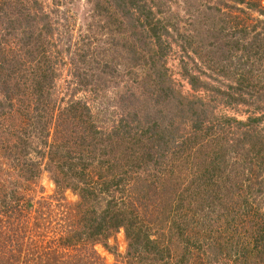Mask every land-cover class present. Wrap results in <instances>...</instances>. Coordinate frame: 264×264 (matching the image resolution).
<instances>
[{
    "label": "rangeland",
    "instance_id": "obj_1",
    "mask_svg": "<svg viewBox=\"0 0 264 264\" xmlns=\"http://www.w3.org/2000/svg\"><path fill=\"white\" fill-rule=\"evenodd\" d=\"M9 1L17 9L5 8L4 22L24 16L19 29L41 31L43 49L27 44L23 55L43 62L27 63L20 74L29 79L37 68L52 86L41 116L32 107L20 116L13 101L5 113L12 118L0 117V264H170L185 246L176 226H186L191 213H168L180 193L188 208L208 213L206 225L224 228L229 244L249 245L252 224L264 222V57L248 73L232 65L245 62L240 49L221 61L203 48L235 40L242 28L243 42L264 40V0ZM1 44L0 56L14 62L16 44ZM217 64L229 67L222 72ZM17 77L0 81V99L4 86L21 85ZM71 101L87 107L89 132L58 114ZM249 116L256 119L247 123ZM74 135L85 144L75 146ZM64 160L72 168L60 170ZM117 178L119 185L102 190ZM108 201L125 220L134 206L141 231L128 229V237L122 225L97 240L85 237L89 217H100ZM75 236L83 240L72 242ZM200 250L210 258L208 245Z\"/></svg>",
    "mask_w": 264,
    "mask_h": 264
},
{
    "label": "trees",
    "instance_id": "obj_2",
    "mask_svg": "<svg viewBox=\"0 0 264 264\" xmlns=\"http://www.w3.org/2000/svg\"><path fill=\"white\" fill-rule=\"evenodd\" d=\"M131 3H134L133 1ZM134 6L136 9L138 8V5L134 3ZM5 8H15L17 9V3H13L12 1L9 0H0V14L6 13ZM23 8V6H22ZM146 14H150V10L146 11ZM5 15V14H4ZM6 21L4 22L3 17L0 18L6 24V29L4 32L5 34L0 35V41L1 39H4L5 42H14L16 46L14 48H10L11 50V55L15 58L14 62L12 60L3 58L0 56V81H4L7 78L12 77L13 75L18 76L17 78H22L23 82L19 83V81L13 82V84L6 85L4 86V94H3V99H0V117H10L12 118L13 115L7 116L5 115L7 109H13V104L14 102L17 103L18 110L17 112L19 113L20 116H26L29 113V108L32 107L35 111V115H42L45 113L47 108V105L49 104L50 101H48V98L50 96V88L52 86L51 82L49 81L48 77L45 75H42L38 70L32 69L31 71L36 72V75H31L29 76V79L24 77L22 73L20 74V69L24 68V66H27L28 64H32V66L36 65L37 63L40 64L43 62V59L38 54H32L30 57L29 52H27L28 57L23 55V49L24 45L31 44L34 45L33 43H36V46L34 45V49L38 51L37 47L40 49H43L42 44H40V32H31L30 34L25 33L23 29H19L20 25L23 22L24 16L21 18H12L11 16H5ZM16 19V20H15ZM146 20L148 21V16L146 17ZM1 21V22H2ZM20 23V24H19ZM17 26V27H16ZM46 27L49 26V24L45 25ZM45 27V28H46ZM48 32H51L50 26L49 28H46ZM20 30L19 34L17 33ZM238 32H242L241 35H238V37L235 40L232 41H226L225 44H220V41L216 40H210L206 42V46L203 48L204 51H207L208 56L211 58L213 56L212 54L214 52H218V56L221 57V61H224V58L228 57L230 54L228 52L230 51V48L233 50L240 49L242 55H245V62H236L232 64L234 66V69H239V71L245 72L247 70L248 73H253L255 68V61L261 62L262 58L264 57V40L263 39H258L254 38L253 42H243V39L246 38L247 31L245 28H242L237 30ZM232 31L231 34L237 33ZM30 41V42H28ZM224 46L227 47V52L224 50ZM2 44L0 45V55H3L1 50ZM5 50V49H4ZM27 51H30V49H26ZM209 50V51H208ZM7 52V51H5ZM32 53V52H31ZM30 53V54H31ZM239 57L238 59H240ZM8 61L10 63L9 66H4L2 61ZM46 58V62H47ZM250 63V64H248ZM31 66V67H32ZM219 66L220 71L224 72L223 68L229 67L228 64H217ZM233 69V70H234ZM245 70V71H244ZM48 72V68H47ZM22 75V76H19ZM244 78V74L242 75ZM28 82V85H25ZM84 82V81H83ZM45 92V93H44ZM241 97V96H240ZM235 99V96H233ZM239 99V98H238ZM243 99V98H241ZM14 101V102H13ZM1 104H2V109H1ZM6 106L5 108L3 106ZM68 112H66V111ZM87 112V107L82 103V102H70L67 106L66 109L61 108L58 111V114L61 116L63 113L68 116V118L72 119V123L74 125H77V129H83L85 132H89L91 129V124L88 123L86 117L81 112ZM57 114V115H58ZM56 115V116H57ZM264 115V114H263ZM66 117L64 118V122H66ZM264 117V116H263ZM256 118H253L249 116L247 118V123H251L253 120ZM237 123H243L241 121H237ZM75 146H81L84 145V141L82 137H79L74 135L73 138ZM263 159V157H262ZM251 163L256 161L255 157H251L249 159ZM84 163V164H83ZM81 162V165L83 168L85 167L86 162ZM66 167L72 168V164L66 163L64 160V164L60 165V170H63ZM83 171V170H82ZM84 172V171H83ZM82 173V172H81ZM79 173V175L81 174ZM101 173H98L97 175H100ZM139 177V176H138ZM90 180L93 181L92 177H90ZM119 180L121 178H117L116 180H112L111 182H102L104 184L103 189H107L110 185L113 183L119 185ZM102 184V185H103ZM85 191L90 194L89 188L84 187ZM101 189V188H100ZM238 189V188H237ZM149 190V188H148ZM124 191V190H123ZM145 193V192H144ZM187 198V199H186ZM190 200H195V196H192L191 194L189 195ZM186 199L188 200L187 194H179V196L173 197L171 200V203L168 205V213H176L175 215L178 216L179 218L182 216H185V213L182 212L184 209H187V211H191L190 215L186 218V226H176V234L177 238L179 241H184V249L181 251L180 255H178L176 260L174 262H171L170 264H185L188 260V255L191 254V251L193 250V260L192 264H227V261L233 262V264H264V222L262 224H258L257 222H254L252 224V234L250 244L245 245L247 240H245L242 243H236V245H233V243L229 244V241L231 238H228L227 235L222 236L221 232L222 229H213L212 227H209L208 223L206 225L204 219L206 216H208V213L203 212V208H198L197 206L195 207H189L186 206L182 201ZM176 203V204H175ZM184 204V205H183ZM115 201H108L107 206L102 212V215L100 217L97 216H91L89 217V225L88 228H86L84 231L85 237L87 238H92V240H97L98 236L106 237V231L108 229H116L118 227H121L122 225L125 226V232L128 237H130V233H137L140 232L142 229L143 224L141 222H138L139 220L137 219L136 215L134 213V206L130 209L129 214L133 215V218H128V220L123 217L122 213L118 212L117 209H115ZM17 206H11L5 204L6 211H10V208L15 210ZM9 208V209H7ZM13 210V211H14ZM211 211H207L211 213ZM11 212V211H10ZM15 212V211H14ZM18 210L16 211V213ZM186 212V211H185ZM86 213V212H85ZM253 214H256L253 212ZM263 218L262 220L264 221V212L261 214ZM84 219V216H83ZM206 220V219H205ZM128 222V223H127ZM128 225V226H127ZM207 227V229L204 228ZM128 229L130 230V233L128 232ZM192 229V230H191ZM191 230V234H190ZM209 235L205 234L208 233ZM188 232V234H185ZM145 240L150 243L151 240H149L147 235H144ZM82 238H78L75 236L74 240L71 239L72 242H79L82 241ZM213 241V242H212ZM206 242V243H204ZM208 245L210 248L209 254L211 255L210 258H205L204 256V250H200V248L205 245ZM156 243L154 244L155 247ZM178 246V241H176V247ZM142 247H145V243L142 244ZM191 247V248H190ZM149 249V248H148ZM145 250V248H144ZM200 250V251H199ZM148 251V250H146ZM167 251V250H166ZM258 254L259 260L256 259H251L250 257L252 254ZM166 256L171 257L173 255L169 254L166 252ZM255 254V255H256ZM175 255V254H174ZM157 257V256H155ZM162 257V256H160ZM140 259V258H139ZM138 259V261H139ZM143 259V258H142ZM137 264H139L137 262ZM231 264V263H230Z\"/></svg>",
    "mask_w": 264,
    "mask_h": 264
}]
</instances>
